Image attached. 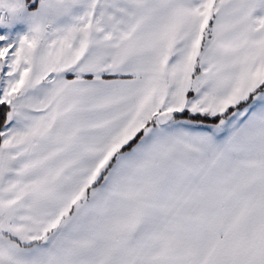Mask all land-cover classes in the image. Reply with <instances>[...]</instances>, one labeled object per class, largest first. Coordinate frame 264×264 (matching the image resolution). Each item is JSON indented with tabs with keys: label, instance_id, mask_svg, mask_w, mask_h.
I'll return each mask as SVG.
<instances>
[{
	"label": "snow or ice",
	"instance_id": "1",
	"mask_svg": "<svg viewBox=\"0 0 264 264\" xmlns=\"http://www.w3.org/2000/svg\"><path fill=\"white\" fill-rule=\"evenodd\" d=\"M0 264H264V0H0Z\"/></svg>",
	"mask_w": 264,
	"mask_h": 264
}]
</instances>
